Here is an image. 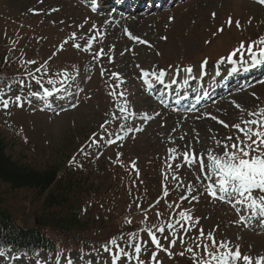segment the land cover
I'll list each match as a JSON object with an SVG mask.
<instances>
[{
	"label": "rangeland",
	"instance_id": "1",
	"mask_svg": "<svg viewBox=\"0 0 264 264\" xmlns=\"http://www.w3.org/2000/svg\"><path fill=\"white\" fill-rule=\"evenodd\" d=\"M85 1L0 0V133L7 151L38 167L54 163L58 175L68 171L94 190L78 201L79 215L88 220L86 229L64 235L46 232L63 255L51 261L9 247L0 249V264H67L69 259L73 264H112L116 252L104 251L108 239L115 251L117 246L128 253L135 244L146 247L140 256L144 264H195L191 254L180 255L187 248L197 258L208 259V252L219 256L237 246L252 264L264 258L262 220L239 197L221 192L220 176L207 167L209 155L235 151L231 143L239 144L237 136L243 139L236 123L243 128L249 119L264 121L259 115L264 109V77L188 113L164 108L144 84L153 73L182 65H190L195 77L197 66L204 61V69L216 65L218 56L238 42L263 40L264 4L183 0L147 19L118 12L116 18L100 20ZM125 30L151 47L129 39ZM101 49L103 55L98 54ZM45 89L52 95L45 97ZM17 96L21 100L13 103ZM3 99L9 100L8 108L2 106ZM250 112L257 115L250 117ZM209 185L214 196L207 191ZM188 186H193L196 200L189 197ZM4 193L16 221L32 225L38 215L28 208L30 191ZM181 212L191 221L182 220ZM150 230L171 256L151 244ZM113 239L116 245H111ZM171 239L177 243L172 245ZM125 260L121 257L116 264Z\"/></svg>",
	"mask_w": 264,
	"mask_h": 264
},
{
	"label": "snow or ice",
	"instance_id": "2",
	"mask_svg": "<svg viewBox=\"0 0 264 264\" xmlns=\"http://www.w3.org/2000/svg\"><path fill=\"white\" fill-rule=\"evenodd\" d=\"M259 3L264 4V0H259ZM228 25L230 26L232 24L231 18L228 20ZM236 26L239 28L240 23L239 21L236 22ZM127 32V30H125ZM220 31H223V29H220ZM127 35L129 39L141 44V45H148L151 47L150 44H148L147 41L133 35L131 32H127ZM255 43V42H254ZM259 44L261 47H259L258 52L253 51L252 45H249L247 49H245L244 44L241 43L240 46L236 51H234L230 56L227 57V63L233 66V70L238 71L239 68H237V65L240 67H244L245 65L249 64V61L251 62V66H258L260 64H264V40L259 41ZM76 48H80V45H75ZM91 47V41L89 42V48H85V51H88ZM240 52V58L239 60L233 59L234 56H236V52ZM245 52L248 54V59H245ZM99 55L104 54V50L101 49L98 53ZM225 61H221V63H224ZM29 63H35L34 61H29ZM207 63V61H204L202 64V67ZM40 69L37 68V71ZM247 70V68H245ZM186 72L191 73L192 69L186 68ZM104 73L102 72V75ZM111 75L115 76L116 73H112ZM145 76L148 75V73H144ZM153 75H157L156 73H153ZM165 76L164 71H160L158 73V78H162ZM49 83H52V81H49ZM145 83H149V81H145ZM2 95V94H0ZM33 95H38V93H33ZM52 93L49 92L47 89L44 91V96L48 97L51 96ZM21 100V97L17 96L15 98V101L13 103L19 102ZM2 106L4 108L9 107V100L3 99ZM73 107H75V104H73ZM239 107V105L237 106ZM121 112L126 111V108H121ZM250 117H254L257 115V113L250 112L248 114ZM260 116H264V109H262L259 113ZM145 118H148L147 116ZM213 120L216 119V117H212ZM221 124H223V121H220ZM245 127H241L239 123H236L234 126L235 128L239 129L240 132L244 134L243 139L240 136L235 137V141H239V144L236 142L231 143V148L235 149V151H223L222 155H209L207 164V167L211 170L213 174H218L220 176V180L218 182L219 190L221 192H230L237 197H239L240 203H247L248 208L251 210L253 216L258 217H264V121L258 120V119H249L247 121H244ZM252 126H255L253 128ZM227 127V125H225ZM183 139V137H181ZM232 137H229V140L232 141ZM112 143V141H109ZM240 144L243 146L241 147ZM227 147V145L225 146ZM172 151H175L174 149ZM184 159L188 160V154L185 152ZM75 163V161H73ZM199 167L201 170L204 168V161H199ZM175 180L176 177H173ZM192 187L188 186V192L189 197L192 200H196L197 196L195 194H192ZM168 189H165V194H167ZM207 191L210 192L213 196L215 195V189L209 185L207 187ZM189 197H183L185 199ZM180 217L182 220L187 219L191 221V217H188L185 212L180 213ZM198 224V221H197ZM169 228L172 227V225L168 226ZM183 227V226H182ZM160 232H163L164 229L160 228ZM151 236V244L155 245L157 249L161 251H167L168 255L171 256L172 253L168 249L164 248L161 245L160 240L157 238L155 234L151 232V230L148 233ZM173 235H176L173 233ZM204 230H200V236L203 237ZM209 239L212 240V246L215 248L217 242L212 239L211 232L208 233ZM181 243L183 242L181 238ZM177 243L176 239H171V244L175 245ZM111 245H116V241L113 239L111 241ZM199 246V244L197 245ZM221 248H227V245L223 242H220ZM204 251L208 252V245H203ZM148 249L146 247L142 248L140 244L133 245V252L128 253L124 248L117 246L116 253L110 257L112 264H116V261L120 259L121 257H127V260H125L124 264H128L129 261L135 260L136 264H144V261L140 259V256L143 251H147ZM104 251H109L108 245H105ZM185 253L191 254V257L195 264H211L212 260L216 261V264H230L229 257H231V264H240V261L242 260L244 264H252L251 258L247 255L242 256L241 252L239 250V247L235 249V251L229 249L227 252H224L220 254L219 256H216L213 252H208V259H205L204 257L197 258L195 252L192 248H187L185 250H182L180 252L181 256H184ZM152 259H157L156 253H152ZM261 259L264 258H258L255 261V264H261ZM67 264H73L72 260H68Z\"/></svg>",
	"mask_w": 264,
	"mask_h": 264
},
{
	"label": "trees",
	"instance_id": "3",
	"mask_svg": "<svg viewBox=\"0 0 264 264\" xmlns=\"http://www.w3.org/2000/svg\"><path fill=\"white\" fill-rule=\"evenodd\" d=\"M7 147L8 143L0 133V185L5 186L4 190H0V249L13 245L52 254L55 246L46 232L64 235L86 229L88 220L79 215L78 201L81 195L94 190L89 187L91 184L88 181L68 171L58 175L59 169L54 163L38 167L26 159L12 156ZM21 189L31 193L27 196V205L32 213L38 215L37 225L17 222L5 205L4 192Z\"/></svg>",
	"mask_w": 264,
	"mask_h": 264
},
{
	"label": "bare ground",
	"instance_id": "4",
	"mask_svg": "<svg viewBox=\"0 0 264 264\" xmlns=\"http://www.w3.org/2000/svg\"><path fill=\"white\" fill-rule=\"evenodd\" d=\"M102 15H106L105 13H102ZM102 15H95V17H97V18H99L100 20H102ZM106 16H108V15H106ZM115 17V16H114ZM255 217H257V219L259 220H261V219H264V217H258V216H255ZM88 261H91V260H88Z\"/></svg>",
	"mask_w": 264,
	"mask_h": 264
}]
</instances>
